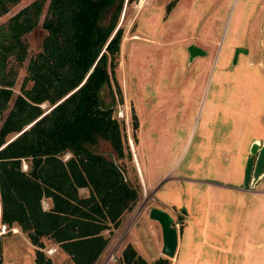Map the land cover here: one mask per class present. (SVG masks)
<instances>
[{"label": "rangeland", "instance_id": "374dc122", "mask_svg": "<svg viewBox=\"0 0 264 264\" xmlns=\"http://www.w3.org/2000/svg\"><path fill=\"white\" fill-rule=\"evenodd\" d=\"M29 1L18 0L11 5L0 15V22H5ZM46 3L47 0L43 12ZM43 12L36 25L24 34L27 45L24 59L19 64L10 61L15 76L8 105L21 90L28 58L40 49L45 34L41 26ZM118 23L122 35L114 77L121 99L114 93L113 114L120 122L131 154L130 158L124 156L118 160L127 177L133 180L137 174L141 195L120 216L116 228L111 232L104 230L108 240L94 264L115 262L125 243H130L148 264L164 256L159 251V225L147 216V208L153 205L171 214L177 229L187 224L184 211L195 221L200 213L208 218L203 230L195 224L187 229L194 245L190 241L189 246L180 247L175 261L174 256L167 257L169 264H264V174L253 186H245L243 197L235 190L208 185L192 193L190 201V196L186 198L183 190L178 189L186 185L183 181L161 182L155 192L146 185V182L159 183L189 133H194V142L202 136L205 118L216 116L218 125L213 124L211 139L217 138L216 134H226L227 147L231 151L237 149V154L230 153L228 160L217 155L206 157L207 169L202 176L214 182L223 180L227 185L240 184L250 142L253 137L264 139V0H136L123 5ZM189 42H195L206 54L196 55L190 61L186 51ZM236 46L246 47L247 53H239L238 61L230 66ZM111 86L115 88L113 83ZM213 93L220 97L219 101L228 104L229 121L224 122L219 108L207 110V102H215ZM101 97L109 102L107 86L102 88ZM40 105L47 108V102ZM132 114L136 117V127L132 125ZM193 142L183 162L192 158L196 144ZM95 149L106 157H116L107 140H99ZM68 155L65 152L62 158ZM183 168L182 163L174 173ZM200 171L193 168V175ZM79 192L86 190L79 188ZM41 203L47 207V199ZM238 213L243 214L242 218H236ZM14 229L17 231L12 233ZM5 231H0L1 263L37 264L35 245L25 232L17 225ZM232 234L239 237L235 249L234 243L232 247L230 243ZM42 241L41 250L53 264H73L58 245L49 239ZM185 251L190 257L188 261L182 258Z\"/></svg>", "mask_w": 264, "mask_h": 264}, {"label": "trees", "instance_id": "16d2710c", "mask_svg": "<svg viewBox=\"0 0 264 264\" xmlns=\"http://www.w3.org/2000/svg\"><path fill=\"white\" fill-rule=\"evenodd\" d=\"M17 1L0 0V15ZM134 1L47 0L43 12L45 0H31L0 22V223L5 232L16 225L25 232L37 264H53L41 250L43 238L73 264H94L108 240L104 230L116 228L140 198L137 174L127 177L118 160L131 154L113 114L114 93L121 99L114 77L122 35L118 20L123 5ZM42 12L40 49L28 58L21 90L8 105L15 76L10 61L24 59V34ZM104 86L110 91L107 103ZM101 139L115 158L95 149ZM112 264L148 263L125 243ZM151 264L169 263L159 256Z\"/></svg>", "mask_w": 264, "mask_h": 264}, {"label": "crops", "instance_id": "0c3cea01", "mask_svg": "<svg viewBox=\"0 0 264 264\" xmlns=\"http://www.w3.org/2000/svg\"><path fill=\"white\" fill-rule=\"evenodd\" d=\"M207 90H209V89L206 88V91ZM202 92L204 93V91H202ZM206 94H207V92L205 93V95ZM212 96L213 95L211 94V97ZM219 98L220 97H216V99H214L215 102L212 100L207 102V110L209 109L212 111H216L219 108L220 113L223 114L224 122H227V121H229L228 104L226 102L223 103L222 100L219 101L218 100ZM242 106H241V109L243 111ZM217 114H218V111L215 112V115H217ZM222 122H223V118H222L221 124H222ZM213 124H214V126L218 125L217 124V116L215 119H211L209 117L205 118L204 129L201 130L202 136L198 137L196 140H194V142H193L194 133L191 134V132H190L189 135L187 136L186 140L184 141V144L181 147L180 152L178 153L177 157L174 159V161L172 162V164L170 165L168 170L164 173L163 177L160 179V182L153 184V185H151L149 182H146L147 187L149 189H154V192H155L157 187L160 185L161 182H164L167 180L170 182H173V181L181 182V181H183L184 183H186V185L183 187H180L178 189H179V191H181V189L183 190V195H185L186 198L190 196V201L192 200V198H191L192 193L195 194L194 192H197L199 190L201 191V190H203L202 187L204 188L205 186H208V185L210 187L211 186H220V187H222V189L224 188V189L235 190L236 192L240 193L241 197H243L244 188L241 186L243 170H242V174L240 177V184H237V185H227L223 182V180L221 182H218V181L214 182V181H211L209 179H205L202 176V172H205L207 169L206 162H204V161H206V157H208L210 155H217V156H222L228 160L230 153L237 154V149L231 151V149L227 147L229 138L226 136V134H224L225 137H223L224 136L223 133H220L221 136L219 134H216L215 136L217 138L211 139V136L213 134V127H214ZM139 127H140V122H139ZM226 130H225V133H226ZM221 131L224 132L223 130H221ZM253 138H255V137H253ZM192 142L196 143L195 147L193 149L194 154H193L192 158H188L186 160V162H183L185 160V157H186L189 149H190V146L192 145ZM135 154H136V157H138L136 150H135ZM138 160H139V158H138ZM182 163L184 165V168H183L184 170H181L180 172H178V174H175L174 172L177 171L178 167ZM138 164H140V161L138 162ZM195 167L197 169H199V171L201 170L197 175H195V174L193 175V168H195ZM141 170L139 169L140 173H141ZM143 178H144V176L142 175V179ZM148 179H147V181H148ZM144 180H145V178H144ZM149 181H150V179H149ZM180 195H181V192H180ZM159 203L164 205L163 202H161V201ZM156 207H158V206H156ZM183 213H184L183 215L185 216L184 221H186L187 224L186 225L183 224V227H180L179 230L177 229V245H176V249H175V253H174V261L176 260V257L179 253V250H180V247L184 248V247L189 246V244H190V241L192 238H190L191 233H189V230H187V229L190 226L195 227V225H196L197 228L200 229V231H201L204 229V226H206L204 223H206V221L208 220L207 216L204 213L203 214L200 213L198 215L196 214V221H195V219H192L186 211H184ZM169 215L171 216V214H169ZM239 216H240V218H242L243 214L239 215V213H238L236 215V218H239ZM171 218H172V216H171ZM149 220L156 221V220H153L151 218H149ZM202 221H203V224H202ZM157 224H158V222H157ZM237 229H239L238 225L236 227V230ZM16 231L17 230H15L12 233H15ZM159 231H160V226H159ZM0 236H2V233ZM181 236L183 237V239H182L183 241L181 240V238H182ZM248 237H250V236H248ZM180 240H181V242H180ZM198 240H199V238H198ZM238 241H239V237L237 234L235 236H233V234H232V237L230 236L231 247H232V243H234L233 249H235L238 246ZM241 241H242V243L245 242L244 241V235L241 237ZM191 242H193V241H191ZM199 243H200V241H199ZM161 244H162V239H161V232H160L159 251L161 248ZM193 245H194V242H193ZM237 251L238 250H236V252ZM187 252L188 251H185V253H183V255H182L183 256L182 258H184L183 259L184 261H188L189 259H187V258H190L189 255L187 254ZM238 253L240 254V252L238 251L236 256H239ZM244 259L245 258H243V256H242L241 260L244 261Z\"/></svg>", "mask_w": 264, "mask_h": 264}, {"label": "water", "instance_id": "95a60500", "mask_svg": "<svg viewBox=\"0 0 264 264\" xmlns=\"http://www.w3.org/2000/svg\"><path fill=\"white\" fill-rule=\"evenodd\" d=\"M188 52V59L190 60L196 54H202L205 51L194 43H189L186 46ZM247 53V48L237 46L234 49L233 61H235L238 52ZM133 154V153H132ZM254 155L252 161L251 156ZM134 159V156H133ZM264 174V139L258 140L254 138L248 146V156L245 160L243 172V185L253 186L256 181ZM147 215L149 218L156 220L160 226L162 244L160 253L166 257L174 256L177 245V228L174 222L170 219L168 212L156 206H149L147 208Z\"/></svg>", "mask_w": 264, "mask_h": 264}, {"label": "flooded vegetation", "instance_id": "af4514ba", "mask_svg": "<svg viewBox=\"0 0 264 264\" xmlns=\"http://www.w3.org/2000/svg\"><path fill=\"white\" fill-rule=\"evenodd\" d=\"M189 43H194L195 45H197L195 42H189ZM189 43H188V44H189ZM188 44H187V45H188ZM197 46H199V45H197ZM236 47H237V46H236ZM236 47H235V48H236ZM235 48H234V49H235ZM203 50H204V49H203ZM186 51H187V50H186ZM204 51H205V52L202 53L201 55L206 54V50H204ZM239 53H240V54H244V55L246 54V53H243V52H241V51L238 52L237 55H236L235 61H233V56H234V50H233L232 60H231V62H229V65H230V66H233V65L238 61V55H239ZM196 55H200V54H196ZM196 55H194V56L190 59V61H191ZM187 56H188V52H187ZM207 56H208V54H207ZM205 60H206V62H207V61H208V57H207ZM215 63H216V62H215ZM215 63H214V64H215ZM215 86H216V85H215ZM220 86L222 87V84H220ZM212 95H213L212 97H214V99H216V95H214V93H213ZM247 153H248V151H247ZM251 158H252V161H253V159H254V155H252ZM243 168H244V166H243ZM242 182H243V178H242V180H241V186H242L243 188H245L246 185L248 186V183H249L248 180L246 181V185H243ZM256 182H257V181H256ZM256 182H255V183H256ZM255 183H254V184H255ZM170 219L173 221V219L171 218V216H170ZM173 222H174V221H173ZM174 224H175V222H174ZM179 228H180V227H178V230H179Z\"/></svg>", "mask_w": 264, "mask_h": 264}, {"label": "built area", "instance_id": "2783aa9c", "mask_svg": "<svg viewBox=\"0 0 264 264\" xmlns=\"http://www.w3.org/2000/svg\"><path fill=\"white\" fill-rule=\"evenodd\" d=\"M5 225L3 223H0V231H4Z\"/></svg>", "mask_w": 264, "mask_h": 264}]
</instances>
